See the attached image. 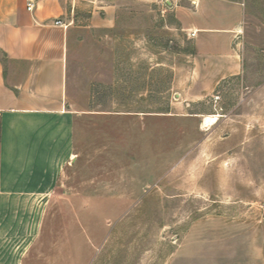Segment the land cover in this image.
I'll list each match as a JSON object with an SVG mask.
<instances>
[{
	"label": "rangeland",
	"instance_id": "1",
	"mask_svg": "<svg viewBox=\"0 0 264 264\" xmlns=\"http://www.w3.org/2000/svg\"><path fill=\"white\" fill-rule=\"evenodd\" d=\"M238 1L243 69L216 87L184 85L194 43L169 8L123 5L102 29L79 8V153L0 264H264V0Z\"/></svg>",
	"mask_w": 264,
	"mask_h": 264
},
{
	"label": "crops",
	"instance_id": "2",
	"mask_svg": "<svg viewBox=\"0 0 264 264\" xmlns=\"http://www.w3.org/2000/svg\"><path fill=\"white\" fill-rule=\"evenodd\" d=\"M135 3L162 8L159 0H36L28 10L27 0H0V241L8 232L18 247L29 245L33 223L25 216L45 213L65 166L79 153L77 122L87 112L72 105L79 88L77 11L87 7L86 29L111 28L121 7ZM168 11L166 26L194 43L183 70L197 82L185 86L216 87L241 74L242 2L180 0Z\"/></svg>",
	"mask_w": 264,
	"mask_h": 264
},
{
	"label": "built area",
	"instance_id": "3",
	"mask_svg": "<svg viewBox=\"0 0 264 264\" xmlns=\"http://www.w3.org/2000/svg\"><path fill=\"white\" fill-rule=\"evenodd\" d=\"M180 0H159V3L163 6V8H169L173 5H176ZM193 6H197L198 0H187ZM36 0H27V8L28 10H33L35 7ZM57 24H63L60 20L56 21ZM195 32L192 33L194 35Z\"/></svg>",
	"mask_w": 264,
	"mask_h": 264
},
{
	"label": "bare ground",
	"instance_id": "4",
	"mask_svg": "<svg viewBox=\"0 0 264 264\" xmlns=\"http://www.w3.org/2000/svg\"><path fill=\"white\" fill-rule=\"evenodd\" d=\"M217 119H218V118H217V115L206 116L204 122H205L206 124L209 125V124L216 123V122H217ZM203 124H204V123H203Z\"/></svg>",
	"mask_w": 264,
	"mask_h": 264
}]
</instances>
